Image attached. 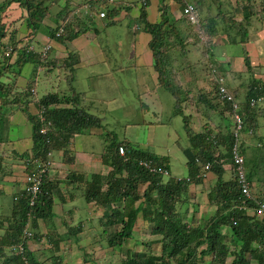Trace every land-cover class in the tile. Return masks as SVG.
<instances>
[{
    "label": "trees",
    "instance_id": "obj_1",
    "mask_svg": "<svg viewBox=\"0 0 264 264\" xmlns=\"http://www.w3.org/2000/svg\"><path fill=\"white\" fill-rule=\"evenodd\" d=\"M12 2L27 7L26 22L32 28H39L43 18L51 11L44 0H7L4 4H0V99L9 97L4 94L7 86L13 93L14 104L22 105L26 118L31 123L32 147L23 152V157L25 159L29 157L33 159L36 157L45 158L49 150L65 148L75 134H84L86 129L92 127L102 128V118L92 117L88 111L93 108V102H81L80 94L76 95L75 88L71 85L73 72L77 71L75 65L80 62L76 52L70 51L67 57L61 60L52 59L56 65L60 61V65L65 68L63 77L66 84L69 85L68 93L64 92L65 90H59V92L47 93L38 99L30 92L34 87L33 85L36 84L35 80H29L30 84L28 83L25 88L18 89L16 87L17 79L24 64L33 62L36 65L35 70L38 67H44L46 71L56 70V66L50 64L51 58L48 59L50 50L45 53L48 57L43 59L39 53L41 50L29 49L23 45L17 46L18 30H15L14 22L5 20L6 7ZM70 2L74 7L69 3L61 5L62 9L56 14L57 18H60L59 22L57 19L54 27H48L50 29L49 36L61 42L71 41L88 30L87 27L79 28L78 26L75 28L73 20L79 21V16L73 13L78 9L79 4H76L75 0H70ZM194 3L198 8L202 6L199 0ZM52 4L53 2L50 1V5ZM182 7L183 4L180 5V8ZM119 11L118 5L116 7L108 6L107 19H113ZM229 14L226 13L228 19L231 17V13ZM70 16L74 18L70 19ZM61 20L65 21L63 33L57 35ZM177 20L179 21H171L165 16V13H161L156 22H149L145 7L141 5L136 24L143 26V29L151 35L148 45L153 55V67L157 72L155 87H161L172 95L174 114H179L182 117L189 140V146L185 148L184 152L191 170V179L196 183L202 180L201 177L196 176L198 166L195 160L197 159L203 163L209 162L211 171L218 172L216 188L208 194V202L216 205L212 216L208 218L209 221L207 220L209 226L202 227V223L198 224L197 219L196 224L191 223L194 222L195 215L191 217L192 219L190 218L191 221H185V216L179 212V207L186 202V199L188 202L193 198L194 193L189 190L190 181L165 179L160 174L145 170L138 165V161L153 159L164 162L165 159L138 147L133 142L117 140L111 130L107 132L111 135L109 140L102 145V161L106 162L111 170L106 175L73 173L72 176L76 175L74 181L77 183H85L82 192L84 199L87 202L94 201L103 207L100 222L104 226L102 235L105 239H102L103 236L100 239L105 248L109 247L111 251L122 250L123 241L134 236V228L139 215L150 222L151 232L159 237L157 242L161 244L160 254L134 252L123 258L120 264H264V221L255 219L253 215L240 209L242 204L251 207L254 202L244 201L234 175L229 180L223 179V165L226 163L234 165L230 153L233 141L230 126L228 121L224 120L225 117H221L228 105L219 102L213 103L215 99L211 96L215 94L214 91H217V85L214 82L210 84L209 93L191 95L182 83H172V78H177V68L174 71L175 69L171 66L169 73H167V66L170 65V60L167 57L169 51L185 56L188 52L187 46L191 45L199 47L204 52L208 75L205 79L226 76L227 72L223 70L224 67L217 63L212 52L213 46H215L212 36L218 34V25L208 20L206 25L199 28L195 25L186 24L184 17ZM179 22H185L188 35L183 34ZM246 24L244 26L240 23L224 25L223 29L229 36L230 43L238 41L235 35L239 33L243 36L240 40L245 41L243 39L248 35L246 30L248 25ZM80 25H83L82 19ZM235 25H238L242 30L235 32ZM198 30H201L205 35V42L199 39ZM170 46L171 48L166 52V47ZM12 55H15V58L9 62L8 59ZM244 60L249 69L250 61L246 54ZM173 71L176 73L175 76L170 74ZM251 83L247 86L249 89L245 95V105L242 108L244 113L242 133L258 129V118L264 116V110L249 106L250 98H257L263 94L262 90L259 89V82H254L252 85ZM236 91L233 89L235 96H237ZM182 93L186 95L183 94L182 96ZM186 100L199 107L195 110L186 109L187 106H193L192 103L187 105ZM28 103L33 105V113L28 110ZM183 103L185 104L183 105ZM5 106V102L0 103V117ZM9 106L13 105L10 104ZM39 109H42L43 120L39 117ZM212 110L220 115L221 121H214ZM194 116H198L202 127L201 131H194L191 127ZM156 123H161V121ZM42 126L47 133L39 132ZM121 145L125 147L124 155L119 153ZM69 160L71 161L72 158ZM245 168L248 169V166L245 165ZM247 176L251 180L249 173ZM74 181L70 180L67 184H73ZM145 184L144 189L140 191L139 187ZM52 186V183L45 180L32 205L29 203V195L25 196V192H22V195H19V198L14 201L13 212L5 220L7 226L0 234V259H3L4 264H25L26 262L27 264H37L34 254L27 249L25 232L30 229L35 230L38 227V219H42L44 222L52 220L54 216ZM201 219L205 220V218ZM87 223L86 218L78 221L69 228L64 236L87 229ZM227 237H229L230 245L233 248L227 244ZM20 244L22 251L16 253L13 247L20 246ZM229 255L231 258L227 261ZM56 257L58 258V256Z\"/></svg>",
    "mask_w": 264,
    "mask_h": 264
},
{
    "label": "rangeland",
    "instance_id": "obj_2",
    "mask_svg": "<svg viewBox=\"0 0 264 264\" xmlns=\"http://www.w3.org/2000/svg\"><path fill=\"white\" fill-rule=\"evenodd\" d=\"M76 1L77 3L80 2V0ZM133 1H135V6H133L132 12L129 17H132L133 12L135 13V8L136 10H139V8L141 7L142 0ZM153 1L154 0H152V2ZM191 1L197 2L198 0ZM199 1L202 5L201 10L203 13L201 12V14H205L204 16L206 17L205 22L207 19H212L210 13H212L213 10L221 11L222 18L220 23L214 21V23L219 26L220 33L215 37L212 36L214 39H216V41L214 42L215 48L212 49V52L215 55L217 63L225 68L223 70L227 72V82L231 86L236 85L238 81L244 82L249 77V74L247 72H239L240 70L246 71L243 52L247 51L249 54H252V56H250L251 61L252 57L253 59H256V57H258L256 55L258 53H261V55L264 56V0H242V2L238 3V7L235 9L236 11L240 12V18L238 21L236 18L237 14L233 11V8L229 3L230 0ZM44 3H47V0H44ZM60 3H62V1H60ZM157 3L160 4V7L162 6V0H157ZM165 3H168L169 5L170 0H165ZM242 7L244 9V15L241 13ZM49 9L52 12L55 11V7L53 5H50ZM161 13H165V16L171 21H179L175 19L174 13H171L169 9H165V11L164 9H161ZM226 13H231V18L233 20L228 19ZM245 14H247V16H245ZM176 18H178V15ZM5 20L7 19L5 18ZM11 21L14 22V19L9 20V22ZM114 23H117L116 17ZM228 23H240L243 26L247 23L246 25H248V29L246 30L248 32V35L245 39H243L245 40V42L240 40L243 36L239 33L238 35H235L238 41H235L231 44L229 43V36L223 29L224 25H228ZM186 24L185 22H179V27L182 29V32L185 36L189 34ZM125 28H127V30L129 31V35H133L132 30H129L127 26H125ZM112 29L114 30V27ZM142 29L143 26L139 28V31ZM241 30L242 29L239 28L238 25L234 26L235 32H240ZM121 33L122 34H120V36H123L124 38L120 43L117 44L119 50H117L116 48L111 49L115 52L116 55L119 56V64L125 66L126 69L124 72L117 71L107 77L93 76L92 79H88V75L90 74L88 73L89 71L102 73L106 72V63L101 54L94 58L92 63H89L87 65L82 64L79 70L73 72L71 85L74 86L76 95H78L79 91L86 90L87 96L81 95L79 97L81 102L89 103L93 98V93L97 92V90H99L98 92H100L101 94H105L104 98L106 99L100 101H96V99H93L92 101L93 108H90L88 112L92 115L93 118L98 119L103 116V118L101 119V123L104 124L105 127H92L86 129V132L83 134V139L85 141L84 145L88 150L94 152L97 156L98 154L101 155L103 143L107 142L109 140L108 138L111 136L107 132L111 130L114 132L113 136H115L119 141L127 138L130 140V142L137 143L142 148H149V151L160 156H165L168 160V176H186V156L183 150L189 145L188 136L184 128L181 115L174 114L173 97L165 89L161 87H155L152 84H149L148 86V89H150L149 91L145 89V87H138V85L136 84L137 76L140 79H146L147 77H149V73L148 70L144 67L141 68L143 71H147L146 73L142 72L136 74L129 70L128 67L130 64V59L128 57H133L136 53V41L129 40V35L126 36L123 32ZM96 34V39L100 40L101 47L105 51H107L106 45L110 44L111 40L103 37L104 32L101 33L98 31V33ZM137 35L138 33L136 34V36ZM113 37L116 38L115 32ZM27 42L28 41L26 40L24 44H26ZM70 46L71 51L75 52V48H73L74 46ZM170 48L171 46L166 47V52H168V49ZM186 49H188V52L185 56H181L177 52L172 51H169V56L167 55L168 59L170 60V65L167 66V73H169L171 66L175 69L174 71H176L177 67L181 68L179 71L177 70V78H172V83L174 84L182 83V85H185L189 81L194 82L197 77H199L200 80H204L205 77L208 76L206 72L207 62L205 64L206 57L204 56V52L200 48L198 49L197 46L188 45ZM262 62H264V60ZM253 63H255V60H253ZM252 67H256V70L254 71L260 73L261 77L264 75V73L258 70L257 64H253ZM261 67H263L264 71V66ZM33 68L34 66L30 65V70ZM63 70L64 67L60 65V61L56 66V70L46 71L45 69H33L34 76L27 77L25 75H21L18 80V84L24 85L28 80H35L37 84V96H41L44 93L47 94L52 92H59V90H65L64 92L68 93L69 85H67L64 80ZM174 71V74L170 72L172 76L176 75ZM239 73H241L240 76ZM78 79L79 81H77ZM198 81L199 80H197L196 83L191 86L193 93H197L199 91V88L203 86H205L206 89L210 90L211 85L209 84V79L208 82H202L200 86L198 85ZM244 89H246V85L244 86ZM4 91V94H6V92L9 91V88L6 86V89ZM186 101L188 103H192L189 102V100ZM141 103H146L147 106L144 107ZM192 105V110H195L199 107H197L194 103H192ZM197 117L198 116L192 118V121L197 120ZM158 121H161V123H156ZM258 122L260 123L261 127L258 128L257 131L261 135H264V118L260 117L258 119ZM198 125L199 123L197 121V127H199ZM194 127L196 128V122L194 123ZM253 150V147L247 146L245 148L246 161L247 157L252 154ZM63 162L66 163L65 161ZM103 165H106V162H104ZM247 166L249 170H253L256 173L255 178L261 177L259 176V174L260 172L263 173V165ZM262 179L264 180V178ZM142 188L143 187H140V190ZM261 190L264 196V186L261 187L260 185L257 188L259 194L261 193ZM191 202L192 201H190L189 204H191ZM191 205H193V203ZM184 209L185 205L182 204L179 207V212L182 214L181 210L184 211ZM209 214H212V212ZM204 215H206V213ZM208 218L210 217H206V219L203 221L202 227L205 228L209 226ZM196 219L197 218L194 217L193 221L195 223H191L196 224ZM87 225H89V223H87ZM46 228L49 230L51 228L54 229L55 227H53V225L51 224V228L48 225H46ZM85 230L81 231V233L83 232L82 234L78 233L77 235H73L70 233L67 235L68 237L63 236L59 244L60 246H62L64 243L65 244L61 248L57 249H54V247L59 238L54 235L53 231H47L48 239H46V236H44L42 238L43 242L39 244V248L36 250V254L38 255L39 259L43 261L40 264H120L122 259L127 255H130V253L143 251L148 254H160L161 252V244L157 242V238L159 237L151 232L150 223H148L147 225L143 224V222L140 221L134 228L133 239H125L123 241V245H121L122 250H107L100 239L103 236L101 230L97 228H92L90 230H88L87 228V230ZM74 237H77L78 239L81 238L83 240L75 244H70V239L72 240ZM102 239L104 240L105 237L103 236ZM153 239L155 240L153 241ZM47 240H52V245H49V243L46 244ZM226 241L227 244L230 245L229 237L226 238ZM100 248L102 250H100ZM230 248L233 247L230 245ZM53 255L58 256V259L52 257Z\"/></svg>",
    "mask_w": 264,
    "mask_h": 264
},
{
    "label": "crops",
    "instance_id": "obj_3",
    "mask_svg": "<svg viewBox=\"0 0 264 264\" xmlns=\"http://www.w3.org/2000/svg\"><path fill=\"white\" fill-rule=\"evenodd\" d=\"M7 0H0V4H4ZM50 1L53 2L55 11L50 14H47L42 20L41 26L37 30H33L31 26L26 22V19L28 17V12H26L27 7H23L17 4V2L11 3L7 5L6 10V16L5 18L7 20H13L14 19V28L15 30H18L17 33V46H28L30 49H37L38 51H42L43 45L47 42V33L50 29L48 27L56 25V20L58 19L56 14L57 11H59L61 8V5L65 3H69L73 6L72 2L70 0H47V5L50 6ZM62 1V3H60ZM122 2L118 16H114L113 19H98L97 17H91V19L85 18V21L82 20L83 25L81 24V20L77 21L74 19V26L75 28H82L87 27L86 33H82L78 37L74 38L71 41L61 42L58 40H54L51 42L52 48L50 50V57L51 58V65L57 66L52 59H58L61 60L65 57H67V54L71 51V46H74L75 52L79 56L80 62L75 65L76 70L80 69V66L82 64H89L92 63L94 58L102 55V58L104 59L106 66H105V73L102 72H91L88 75V79H91L92 76H99V77H107L112 74H114L117 71L124 72L125 66L119 64V56L115 54V52L112 50L113 48H116L117 50V44L122 41L124 38L123 36H120L123 32L126 36L129 35V31L125 26L128 27L129 30L133 31V35H129V40L136 41V53L133 57H128L130 60L129 64V70H131L133 73H146L147 71H143L141 67H144L148 70L149 77L146 79H140L137 76V85L138 87H145L148 91L149 84H152L155 86L157 83V72L155 69H153L152 65V54L150 52V49L148 47V41L150 40V34L146 31L136 29V20L139 16V10H136L135 13H132V17H129L133 7L127 6V3H135L133 0H119ZM83 0H80L78 4L82 3ZM242 2V0H230V5L233 8V11H236L235 9L238 7V3ZM75 3L77 4V1L75 0ZM52 4V5H53ZM75 4V6H76ZM151 4V5H150ZM162 9H169L171 13H174L175 19H179L181 17V11L179 8L178 3L175 0H170V4H166L165 1H162ZM57 6V10H56ZM129 7V8H127ZM159 7L160 4L157 3V0H150L149 6L147 7V17L149 22H156L160 15H159ZM119 8V7H118ZM179 8V9H178ZM178 11V14H177ZM200 12H202L201 8L199 9ZM244 9L242 7L241 13L243 14ZM203 13V12H202ZM239 13L236 11L237 14V20H239ZM120 15V16H119ZM178 15V18H176ZM205 14H201L203 19H206L204 16ZM210 16L212 17V22L214 21L220 23L221 21V11L220 10H213L212 13H210ZM116 17V22L115 21ZM74 17L70 16V19ZM60 19V18H59ZM58 19V22H59ZM209 20V19H207ZM128 22V23H125ZM114 27V30L112 29ZM101 32H104L105 38H108L111 40V43L106 45L107 51H105L101 45L100 40L96 39L97 34ZM115 32L116 38L113 37ZM38 33V34H37ZM138 35L136 36V34ZM218 34L214 35L217 36ZM38 36V38H37ZM120 36V37H119ZM28 41L26 44L25 41ZM42 40V42H41ZM216 41V39H215ZM79 44V45H77ZM79 46V47H78ZM82 46V47H80ZM78 47V48H77ZM112 48V49H111ZM66 53V54H65ZM256 53V52H255ZM258 57L256 59H253L252 61L250 58V62L253 66V64H257L258 70L260 72L264 73L263 67L264 62V56L261 55V53L256 54ZM249 56H252V54H249ZM15 58V55H12L10 57L9 61H13ZM253 60H255V63H253ZM262 60V61H261ZM103 61V62H104ZM30 65H33L35 67V63L28 62L24 64V66L21 69V74L17 79L16 87L18 89L22 87H26L28 85L29 80L24 85H19L18 80L21 77V75H25L27 77L32 76L33 69L30 70ZM37 69L43 70L44 67H38ZM253 70V71H252ZM252 70L245 71L240 70L239 72H247L249 74V77L244 82L238 81L236 85L231 86L229 83V86L237 90L236 93L239 97H242L246 93V89H244V86H248V84L251 85L254 82H260L257 80L260 78L261 80H264V75L261 78L260 73L255 72L256 67H252ZM27 71V72H26ZM65 71V68L64 70ZM60 72V71H59ZM58 72V73H59ZM241 73H239L240 76ZM227 75V74H226ZM228 77V75H227ZM254 78V80H253ZM83 80V79H82ZM252 80V81H250ZM79 81V79L77 80ZM250 81V82H249ZM30 84V83H29ZM36 89L37 84L33 85ZM14 88V87H13ZM93 93V98L90 100L91 102L93 99H96V101L100 100H106L105 94H101L100 92ZM81 95H86V90L79 91L78 92ZM103 93V92H102ZM45 94V93H44ZM42 94L41 96H43ZM32 95L36 98H40L41 96H37L36 94ZM87 96V95H86ZM5 102L6 106L2 109V115L0 117V233L3 232L4 227L7 226V222L5 221L7 217H9L14 209L15 206V200L19 198V195L21 194L22 187L24 185V160L23 159V152L25 150H28L32 147V126L29 120L26 118V113L24 112V109H22V105L14 104L15 99L13 96L6 97L5 99H0V103ZM84 103V102H83ZM13 106H9V105ZM27 105V104H25ZM28 110L32 113L34 112V107L31 103H28ZM260 107L264 108V101L261 103ZM215 116H212L214 119ZM260 118V117H259ZM264 118V117H261ZM197 121L199 123V127H197ZM215 121V120H214ZM196 122V128L194 127V123ZM216 122H218V119L216 118ZM191 127L194 131H201V123L199 122V119L192 121ZM261 127L259 123V128ZM243 143H242V152L245 158V164L246 165H263L262 171L260 172L259 176L264 178V135H261L257 129L252 130L251 132L247 131L243 134ZM84 139L83 134H76L72 141L69 143V146L67 147V152L64 153L60 150L58 152H55L53 154L52 160H54L55 168L52 169L49 172V176L51 177H58L52 182V198L54 201L53 205V211L54 216L50 222H44L42 219H38V227L36 228V232L40 235L41 239L39 241H36L35 239H31L27 243V248L31 251L36 253V250L39 248V244H41L42 238L46 236V239H48L47 231H50L56 234H65L69 231V228L72 227L75 223H77L80 220H83L84 218L87 219V222L89 225H87L88 230L92 228H97L99 230H103L104 226L100 222V218L103 214V208L96 204L94 201L87 202L83 197V189L85 187V183L74 181L75 176H72L73 173H84L86 175L92 174V173H99L101 175H106L110 170L111 167L106 164L103 165L104 161H102V154H98V156L88 150L84 145ZM253 147L254 150L252 151V154L247 157H245V148ZM72 160L70 161L69 159ZM63 159L66 161V163L63 162ZM222 169L224 170L223 179L229 180L233 177V170L231 168V165L229 163H226L223 165ZM248 173L251 176V183H252V192L253 194L257 196L263 195V192L261 190V193L259 194L257 191L258 186L261 185L264 186V180L260 178H255V172L253 170L247 169ZM258 170V168H257ZM259 172V170H258ZM71 173V174H69ZM65 175L66 178L64 177ZM65 178V179H64ZM218 178V172L209 171L204 181L192 185L190 190L193 191V198L190 199L191 204L194 203L195 205L189 204L188 207L185 210L184 216L185 221H189L190 218L195 215V217L198 220V224L203 223V219L206 217L212 216L214 210L216 209L215 204H210L208 202V194L213 189L216 188V182ZM73 180V184H67L68 181ZM84 201V202H83ZM206 213V215H204ZM86 216V217H85ZM89 218V219H88ZM143 222V221H142ZM144 223V222H143ZM51 224L54 229L51 228ZM46 225L50 226L51 229H47ZM61 230V231H60ZM87 230V229H86ZM85 230V231H86ZM226 232V230H224ZM83 233V232H82ZM80 233V234H82ZM67 239V238H66ZM65 239V241H66ZM83 239L76 238L75 240L70 239V244H75L80 242ZM72 242V243H71ZM49 245H52V240H47V243ZM65 244V243H64ZM64 244L62 246H64ZM56 245V244H55ZM62 246L59 247L61 248ZM44 247V246H41ZM104 254V253H103Z\"/></svg>",
    "mask_w": 264,
    "mask_h": 264
},
{
    "label": "clouds",
    "instance_id": "obj_4",
    "mask_svg": "<svg viewBox=\"0 0 264 264\" xmlns=\"http://www.w3.org/2000/svg\"><path fill=\"white\" fill-rule=\"evenodd\" d=\"M162 1H165V0H162ZM177 3H178V5H179V8H180V5L181 4H183V7L182 8H180V11H181V17H184L185 18V20H186V22H187V24H190V25H195V26H197V27H202L203 25H206L207 24V21L208 20H206V22H205V19H203L202 18V16H201V12L199 11V9L201 8V7H197L196 5H195V3L194 2H192L191 0H175ZM149 2H150V0H145V3H143V0L141 1V5L142 6H144L145 7V11L147 12V7L149 6ZM198 2V1H197ZM196 2V3H197ZM12 3H14V2H12ZM85 3V0L82 2V3H80L79 4V6H78V9L77 10H75L74 11V13L73 14H76L77 16H79V19L81 20H83V21H85V18H87V19H91L92 20V18L91 17H97L98 19H104V18H107V15H106V11H107V7L108 6H112V7H116V5H118V7H119V9H121L122 8V6H121V4H122V2H120L119 0H112V1H108V2H104L101 6H100V8H99V10H103L104 12H105V16L104 17H99L98 16V13H96L95 11L93 12V10L92 11H88V10H85V9H83V4ZM187 4H191V5H193V7H194V9H195V11H196V14H197V21H198V23H193V22H190L189 21V19L184 15V13H183V9H184V7L187 5ZM135 6V3H127V6ZM163 5V4H162ZM26 12H28V10H27V8H26ZM92 12V13H91ZM235 13H236V11H234ZM161 14V9H160V7H159V15ZM229 14V13H228ZM243 14H244V12H243ZM230 15V14H229ZM180 17V18H181ZM230 19H232L231 17H230ZM233 20V19H232ZM62 21V20H61ZM60 21V24L59 25H61L60 26V28H59V30H58V32L56 33L57 35H60V34H62L63 33V25H64V23H65V21H62L61 22ZM236 21V20H235ZM238 21V20H237ZM136 27V29H139L141 26H139L138 24L135 26ZM34 28V27H33ZM32 28V29H33ZM218 28V31H219V33H220V29H219V26L217 27ZM38 29V27L37 28H34L33 30H37ZM143 31H145L144 29H142ZM149 33V32H148ZM198 34H199V39L201 40V41H204L205 42V35L202 33V31L201 30H198V32H197ZM150 34V33H149ZM200 35H202L203 37H204V40H202L201 38H200ZM151 36V35H150ZM151 38V37H150ZM54 40H56V39H53V38H51L50 36H49V34L47 33V42L43 45V49H42V51H40L39 53H40V55L42 56V58L43 59H46L48 56L47 55H45V53H46V51L47 50H51V48H52V45H51V42L52 41H54ZM213 41L215 42V39L213 38ZM149 42V41H148ZM245 42V41H244ZM230 43V42H229ZM241 43H243V42H241ZM231 44V43H230ZM47 45H49V48L47 49V50H45V48H46V46ZM25 47H28V46H25ZM148 47H149V45H148ZM29 48V47H28ZM198 49H199V47H197ZM213 48H215V46H213ZM30 49V48H29ZM150 49V48H149ZM188 51V50H187ZM150 52H151V50H150ZM151 54H152V52H151ZM243 54H244V56H245V54L248 56V58H249V61H250V56H249V53L247 52V51H244L243 52ZM152 59H153V55H152ZM188 59V58H187ZM10 60V58L8 59V61ZM10 62V61H9ZM152 65H153V61H152ZM36 66V65H35ZM41 68V67H40ZM45 70H46V68H44ZM154 69V68H153ZM177 69L179 70V67H177ZM225 69V68H224ZM250 70H252V64H251V62H250V68L248 69L247 67H246V71H250ZM253 71V70H252ZM262 78V77H261ZM208 79H209V84H212L213 82L217 85V91H214V93L215 94H213L212 96H211V98H214L215 100L213 101V103H222V104H227L228 105V108H227V110H224V112L222 113V116L221 117H225L224 118V120H226V122L228 121V123H229V126H230V133H231V135H232V145H231V149H230V153H231V157H232V152H231V150H232V146H233V144H234V142H235V136H234V134L237 132L238 133V142H239V150H240V153L242 154V156H243V167H244V171H245V175H246V178H247V180L249 181V184H250V193H251V197L252 198H250V199H246L245 198V196L242 194V196L244 197V201L245 200H248V201H253L254 202V205L253 206H251V207H247V205L246 204H242L241 206H240V209H242V210H245L248 214H250V215H253L254 216V218L255 219H259V220H262V221H264V219H260L258 216H257V214H256V212H255V208L257 207V204L258 203H260V202H263L264 203V196L263 195H261V196H255L254 194H253V192H252V183H251V181L248 179V176H247V173H248V170H247V168H245V158H244V155H243V152H242V150H241V148H242V143H243V133H242V128H243V125H244V117H243V106L245 105V98H246V93H247V90L249 89V87L247 88L246 87V93H245V95L244 96H242V97H239L238 95L237 96H235L234 94H233V89L229 86V84H228V82H227V75L226 76H219L218 78H216V79H214V78H207V79H204V80H200V78L199 77H197V79H196V81L197 80H199L198 81V85L200 86L201 85V83L202 82H208ZM220 79H222V84L224 85V87L226 88V90H227V92L231 95V97H232V99L231 100H227V99H223V98H221L220 96H219V94H218V91H219V85H220ZM253 80H254V78H253ZM257 80H259L260 82H259V85H260V87H259V89L260 90H262V93L263 94H261V95H259L257 98H250L249 99V101H248V103H249V106H250V108H259V109H262V110H264V108H262V107H260V105H261V103L264 101V80H261L260 78H258ZM212 81V82H211ZM196 83V82H195ZM194 82H188V83H186L185 85H184V88L185 89H187V90H189L190 91V94L191 95H196V94H206V93H209V91L210 90H208V89H206V87L205 86H203V87H200L199 88V91L197 92V93H193L192 92V89H191V86L193 85V84H195ZM30 92L31 93H33V94H36V89H35V87H33L31 90H30ZM184 94V96L186 95L185 93H183ZM6 95L7 96H12L13 95V93L9 90L8 92H6ZM39 99V98H38ZM186 103L188 104V102L186 101ZM144 107H146L147 106V104L146 103H141ZM146 104V105H145ZM185 103H183V105H184ZM234 104H235V107H234ZM188 108H193V106L192 107H187L186 109H188ZM41 112H42V109H39V117H40V119H44L43 118V116L41 115ZM211 113H212V116H215L214 117V120H216V118L218 119V120H220V115L216 112V111H214V110H212L211 111ZM236 115H237V117L239 118V121L237 122V119H236ZM194 117H196V116H194ZM193 117V118H194ZM260 117H263V115L262 116H260ZM101 118H103V116L101 117ZM259 119V118H258ZM221 121V120H220ZM223 121V120H222ZM103 125V127H104V124H102ZM221 125H223V124H221ZM238 125H239V127H238ZM102 127V128H103ZM252 130H249V132H251ZM39 132L40 133H42V134H45V133H47V131H46V129L44 128V126H42L41 128H40V130H39ZM198 132V131H197ZM72 139H73V137L71 138V140H70V142L72 141ZM121 141H130L129 139H127V138H124L123 140H121ZM69 142V143H70ZM69 143H68V145L65 147V148H59V149H54V150H49L47 153H46V156H45V158H41V157H36V158H31V157H29L28 159H25V158H23V159H25L24 160V171H25V175H24V185H23V187H22V191H21V194H20V196L22 195V192H25V196L26 195H28L27 193H26V186H27V176L28 175H31V174H33V173H36V172H41V174H42V184H41V186H40V191H41V187H42V185H43V183H44V181L46 180L47 182H50V183H52L55 179H57L58 177H51V176H49V172L52 170V169H54L55 168V165H54V160H52V157H53V154L55 153V152H58V151H60V150H62L63 151V153L64 152H66L68 149H67V147L69 146ZM134 144H137V143H134ZM188 144H189V140H188ZM138 145V144H137ZM189 146V145H188ZM121 147H123V148H125L123 145H121ZM138 147H140L139 145H138ZM140 148H142V147H140ZM142 149H145V150H148L149 148H142ZM185 150V149H184ZM184 150H183V152H184ZM124 151H125V149H124ZM149 151V150H148ZM151 152V151H150ZM120 153V152H119ZM125 153V152H124ZM124 153H120L121 155H124ZM153 153V152H152ZM155 154V153H154ZM184 154H185V152H184ZM156 156H158V157H160V158H164L165 159V161L163 162V161H156V160H153V159H143V160H140V161H138V165H140L142 168H144L145 170H147V171H149V172H151V173H157V174H160V175H162L165 179H168V178H173L174 180H176V181H181L182 179H185L186 181H190V184H189V190H190V188H191V186L192 185H195V184H198V183H196V182H194L192 179H191V177H190V173H191V170H190V167L188 166L189 164H188V160H187V157H186V161H185V165H186V168H187V174H186V176H183V177H173V176H168L169 175V167H168V160L166 159V157L165 156H160V155H157V154H155ZM63 156H64V154H63ZM185 156H186V154H185ZM63 161H65L64 159H63ZM66 162V161H65ZM195 162H196V165L198 166V170H197V177H201V182L202 181H204V179L206 178V176H207V174L209 173V171H211V169H210V166L208 167V168H205V165H206V163H209V162H201V160L200 159H197V160H195ZM232 163H233V159H232ZM230 165H231V163H229ZM234 164V163H233ZM234 166V167H233ZM231 168H232V170H233V175H234V177H235V179H236V181H237V178H236V173H235V165H231ZM67 175H65L64 177H66ZM200 183V182H199ZM237 184H238V181H237ZM146 186V184L144 185V186H140V187H143L141 190H140V187H139V190L140 191H142L143 189H144V187ZM239 187V186H238ZM239 189H240V187H239ZM191 191V190H190ZM241 191V190H240ZM191 192H193V191H191ZM40 193V192H39ZM38 193V194H39ZM38 196V195H37ZM36 196V197H37ZM188 202H190V200H188ZM188 202H187V199H186V202L185 203H183L184 205H185V209H184V211H182L181 210V212H182V214H184L185 213V210H186V208L188 207L187 205H188ZM97 204V203H96ZM194 204V203H193ZM100 206V205H99ZM114 206V205H113ZM102 207V206H101ZM103 208V207H102ZM186 220V219H185ZM140 221H143L144 223L143 224H147L148 225V223H150L148 220H146V219H144V218H142L141 217V215H139V217L137 218V220H136V222H137V224L140 222ZM136 224V225H137ZM36 230V229H35ZM35 230H29L28 231V233H29V235H27L26 234V236H27V239H26V241H25V243H26V246H27V243H28V241L29 240H31V239H35L36 241H39L40 239H41V237H40V235L35 231ZM85 230V229H84ZM223 232H224V230H223ZM26 233V232H25ZM81 232H79V234H80ZM73 234V233H72ZM78 233H75V234H73V235H77ZM68 235V234H67ZM67 235H65V237H68ZM56 237H58L59 239H58V241L56 242V245H55V247H54V249H57V248H60L59 247V242H60V240H61V238L64 236V234H56L55 235ZM77 237H74L73 238V240H75ZM128 239H133V238H128ZM155 239H153V241H154ZM98 241V240H97ZM160 243V242H159ZM123 244V243H122ZM14 248V251L16 252V253H18V252H21L22 251V246H21V244H20V246H16V247H13ZM28 249V248H27ZM107 250H110L109 248H106ZM29 250V249H28ZM100 250H102L101 248H100ZM140 252H143V251H138L137 253H140ZM31 253H33L34 254V256H35V258H36V261H37V264H40L41 262H43L42 260H40L39 259V257H38V255L36 254V253H34V252H31ZM146 253V252H145ZM146 254H148V253H146ZM52 257H54L55 259H58L57 257H56V255H53ZM103 258H104V254H103ZM231 258V256L229 255V257L227 258V261L229 260ZM52 260V259H51ZM52 261H54V260H52ZM55 262V261H54ZM252 262H254V261H252ZM0 264H4L3 263V259H0ZM25 264H27V262L25 263Z\"/></svg>",
    "mask_w": 264,
    "mask_h": 264
},
{
    "label": "built area",
    "instance_id": "obj_5",
    "mask_svg": "<svg viewBox=\"0 0 264 264\" xmlns=\"http://www.w3.org/2000/svg\"><path fill=\"white\" fill-rule=\"evenodd\" d=\"M110 2L112 0H85V3L83 4V9L88 11H95L98 13L99 17H104L105 12L103 10H99L100 6L104 2ZM143 3H145V0H143ZM92 13V12H91ZM184 15L189 19L190 22L198 23L197 21V14L196 11L191 4H187L183 9ZM200 38L204 40V37L200 35ZM49 48V45L46 46L45 50ZM222 79H220V85H219V91L218 94L221 98L231 100V95L227 92L224 85L221 83ZM235 107V104H234ZM237 122L239 121V118L236 115ZM239 127V125H238ZM235 136V142L232 146V159L233 163L235 165V173L236 178L238 181V186L240 187L241 193L245 196L246 199H250L251 193H250V184L249 181L246 178L244 167H243V156L240 153L239 150V142H238V133L236 132L234 134ZM119 152L122 154L124 153V148L119 147ZM210 166V163H206L205 168H208ZM42 174L41 172H36L31 175L27 176V186H26V193L29 195V203L32 205L34 203V198L38 195L40 192V186L42 184ZM255 212L257 216L260 219H264V203L260 202L257 204V207L255 208ZM27 235H29L28 232H26Z\"/></svg>",
    "mask_w": 264,
    "mask_h": 264
}]
</instances>
